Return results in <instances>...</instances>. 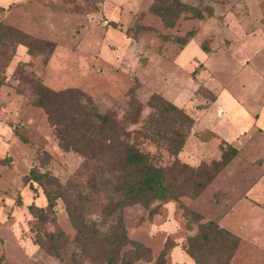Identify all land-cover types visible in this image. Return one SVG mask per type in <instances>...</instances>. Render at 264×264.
I'll list each match as a JSON object with an SVG mask.
<instances>
[{"label":"rangeland","instance_id":"1","mask_svg":"<svg viewBox=\"0 0 264 264\" xmlns=\"http://www.w3.org/2000/svg\"><path fill=\"white\" fill-rule=\"evenodd\" d=\"M179 1L212 14L183 13L167 28L150 12L154 0H0V36L12 30L0 42L3 264H113L99 246L82 252L74 245L71 214L77 209L79 218L99 224L103 208L118 201L112 191L123 175L121 145L96 133L86 155L63 150L35 105L38 84L69 95L78 118L92 106L130 132L141 130L138 144L172 179L185 182L190 169L207 175L198 191L148 208L125 205L107 220L146 249L131 264H194L187 240L198 222L213 220L239 240L231 264H264V132L256 123L264 111V0ZM187 33L193 36L183 47L172 39ZM21 35L43 41L45 49L28 54L17 43ZM157 95L192 119L188 130H178L187 133L179 152L157 139L154 122L144 128ZM171 119L162 120L161 132L170 135ZM207 131L239 151L216 171L219 140L197 137ZM32 171L42 175L40 184L28 179ZM30 206L41 211L32 214ZM57 233L66 238L61 257L47 248ZM133 248H123L115 264Z\"/></svg>","mask_w":264,"mask_h":264},{"label":"trees","instance_id":"2","mask_svg":"<svg viewBox=\"0 0 264 264\" xmlns=\"http://www.w3.org/2000/svg\"><path fill=\"white\" fill-rule=\"evenodd\" d=\"M203 10H206L208 15L212 14V9L207 6L202 9L201 7L186 5L179 0H154L150 7V12L159 17L167 28L174 27L181 14L191 13L192 18H201ZM141 29L152 30L146 27H141ZM4 30L6 31H2L3 35L0 36V42L2 43L7 42V38L10 36L8 30L12 31L10 28ZM13 33L19 34L14 31ZM192 36L193 33H187L184 38L173 37L172 39L183 47ZM17 43L27 47L30 55H36L38 51L45 49L46 44L27 35H21L19 38L17 36ZM203 48L206 51L208 50L205 47ZM35 89V105L44 110L48 121L54 126L56 139L63 150L86 155L91 149V138L96 133L101 134L114 146L121 145V158L119 159L118 169L123 175L116 181L112 191L118 201L113 202V200H110L103 208L104 217L99 224L86 222L84 219L79 218L78 210L75 209L74 214H71V222L76 232L73 243L75 246H79L82 252H86L93 246L105 249L110 256L108 260H111L113 264L117 262L119 252L123 248L128 245L133 246V249H129L121 257V263L131 264L135 262L144 254L146 249L142 244L129 240L124 226L120 223L108 225L107 220L117 209L125 205L140 204L144 208H148L154 201L164 203L169 200H177L188 191H198L204 186L203 181L206 180L207 175L195 174L194 170L190 169V176L187 177L185 182L176 181L172 179V175L155 166L150 161V153L138 144V138L142 134L141 130L130 132L124 126L118 124L110 114H100L92 106L89 107L86 113L84 111L83 118H78L76 115L78 113L73 112L76 104L69 95L63 92H54L41 84L35 85ZM211 100L214 101L213 96ZM150 108L153 112V119H146L144 128L154 122L153 129L157 139L165 138L173 145L176 152L181 151L187 133L178 130L181 128L188 130L192 125V119L184 111L158 95L151 98ZM168 117L172 118L171 123L176 124L170 135L161 132V122ZM197 137L202 141L219 140L221 155L218 162L212 163L214 171L225 167L238 154L234 147L212 132H199ZM41 177L42 175L32 171L28 179L40 184ZM45 195L48 202L47 208L51 210L53 201L47 193ZM29 210L32 214H35L34 211L37 209L30 206ZM37 211L40 212L41 210ZM73 216L77 217L73 219ZM39 218L43 222L46 220L45 216H39ZM198 219L199 217L195 221ZM197 224V232L194 236L188 238L185 248V252L194 264H231L230 259L238 246V238L230 235L228 231L220 227L216 220L204 223L198 222ZM48 238H50L52 244H48L47 248L52 250V253L56 256L61 257L60 250L63 247L60 245L66 242L65 236L62 233H57L49 235ZM37 244L45 246L41 243ZM0 264H3L1 256Z\"/></svg>","mask_w":264,"mask_h":264},{"label":"crops","instance_id":"3","mask_svg":"<svg viewBox=\"0 0 264 264\" xmlns=\"http://www.w3.org/2000/svg\"><path fill=\"white\" fill-rule=\"evenodd\" d=\"M259 95V94H258ZM257 95V96H258ZM253 107V106H252ZM255 109V108H254ZM248 119H251V117H250V115L247 117ZM256 123H257V126H258V128L259 129H261L263 132H264V111H260V114H259V116H258V119H257V121H256ZM225 142H227L225 139H223ZM229 145H231L229 142H227ZM235 148V147H234ZM237 151H238V149L237 148H235ZM238 153H239V151H238ZM236 157V156H235ZM234 159V158H233ZM231 162H232V160H231ZM230 162V163H231Z\"/></svg>","mask_w":264,"mask_h":264}]
</instances>
